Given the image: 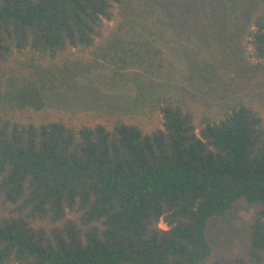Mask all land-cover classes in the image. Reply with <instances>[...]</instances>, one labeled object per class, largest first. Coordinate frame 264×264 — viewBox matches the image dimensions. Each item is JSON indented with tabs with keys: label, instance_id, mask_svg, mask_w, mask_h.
<instances>
[{
	"label": "trees",
	"instance_id": "16d2710c",
	"mask_svg": "<svg viewBox=\"0 0 264 264\" xmlns=\"http://www.w3.org/2000/svg\"><path fill=\"white\" fill-rule=\"evenodd\" d=\"M157 3L0 0V76L11 71L3 97L15 111L0 107V198L10 206L0 264H203L213 219L240 200L260 205L247 256L215 264H264V109L250 97L206 107L167 96L139 123L40 117L48 85L27 71L37 65L2 71L15 53L56 62L54 80L107 64L113 84L139 91L165 53L127 31ZM221 32L243 87L256 71L264 85V0H232Z\"/></svg>",
	"mask_w": 264,
	"mask_h": 264
},
{
	"label": "rangeland",
	"instance_id": "374dc122",
	"mask_svg": "<svg viewBox=\"0 0 264 264\" xmlns=\"http://www.w3.org/2000/svg\"><path fill=\"white\" fill-rule=\"evenodd\" d=\"M231 2L158 0L156 10L149 15L134 16L137 18L131 19L127 33L153 40L165 53L164 68L155 76H147L139 91L133 85L113 84L110 75L114 69L107 64L91 73L54 80L51 72L57 69L56 62L29 53H15L3 64L2 71L8 72L22 61L37 65L27 71L31 69L34 79L48 85L42 90L44 113L40 117L60 112L69 116L128 119L139 123L146 121L151 107L163 104L167 96L195 101L206 107L220 101L250 97L264 109V85L258 86L257 71L250 73L243 87L233 65L231 48L221 32ZM248 59L247 65L252 67L253 61ZM10 74L11 71L0 76V107L15 113L9 98L3 97L4 84L10 80ZM51 84L54 86L50 87ZM9 207L0 198V218L8 213ZM259 208V204L240 200L226 215L214 218L209 229L212 254L203 264L247 256L251 226ZM160 226L166 228L162 222Z\"/></svg>",
	"mask_w": 264,
	"mask_h": 264
}]
</instances>
